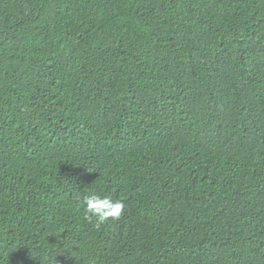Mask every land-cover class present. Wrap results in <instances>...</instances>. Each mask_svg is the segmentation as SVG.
<instances>
[{"label":"trees","instance_id":"obj_1","mask_svg":"<svg viewBox=\"0 0 264 264\" xmlns=\"http://www.w3.org/2000/svg\"><path fill=\"white\" fill-rule=\"evenodd\" d=\"M0 264H264V0H0Z\"/></svg>","mask_w":264,"mask_h":264},{"label":"clouds","instance_id":"obj_2","mask_svg":"<svg viewBox=\"0 0 264 264\" xmlns=\"http://www.w3.org/2000/svg\"><path fill=\"white\" fill-rule=\"evenodd\" d=\"M85 219L96 227L119 220L125 210V202L110 194L91 190L82 196Z\"/></svg>","mask_w":264,"mask_h":264}]
</instances>
